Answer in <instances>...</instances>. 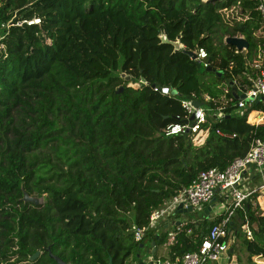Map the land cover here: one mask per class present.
Masks as SVG:
<instances>
[{
	"label": "trees",
	"instance_id": "1",
	"mask_svg": "<svg viewBox=\"0 0 264 264\" xmlns=\"http://www.w3.org/2000/svg\"><path fill=\"white\" fill-rule=\"evenodd\" d=\"M32 18L38 23H27ZM160 34L203 48L208 66ZM226 34L242 36L247 49L216 50L214 36ZM263 65L264 21L254 0H0V264H57L52 255L67 264H136L144 243L156 248L170 230V257L196 250L225 212L186 221L171 212L174 219L153 226L149 215L199 170L223 169L264 133L245 120L264 111V99L241 114L218 100L225 87L236 101L231 86L250 87ZM183 98L226 113L200 145L160 133L183 117ZM23 192L43 201L23 202ZM256 196L227 223V238L245 220L251 229L237 264L264 256ZM216 198L223 199L207 205Z\"/></svg>",
	"mask_w": 264,
	"mask_h": 264
},
{
	"label": "built area",
	"instance_id": "2",
	"mask_svg": "<svg viewBox=\"0 0 264 264\" xmlns=\"http://www.w3.org/2000/svg\"><path fill=\"white\" fill-rule=\"evenodd\" d=\"M254 1L255 9L259 17L264 21V0ZM27 23H38V18H32ZM180 48L188 50L181 44ZM190 51L191 55H189V58L198 61L203 66H208L207 54L203 48L198 47ZM255 65L258 66L257 64ZM136 84L139 87L144 85L143 82H137ZM152 89L158 90L154 85ZM237 89L240 90V93L245 94L244 98H238L234 101L232 97L226 96L227 89L224 87L223 94L218 97V100L223 104L231 103L233 107L241 109V114L259 96L264 97V65L260 69L259 75L253 79L250 87L244 89L237 86ZM161 91L163 93L168 92V90L164 91L163 88ZM205 99L208 102L209 98L205 97ZM192 100L194 99L183 98L180 100L184 110L183 117L166 123L160 131L163 136L188 135L193 144L200 145L208 134L209 126L217 123L226 115L223 112V106L214 108L206 105L203 107V102H200L198 106H194ZM251 113L252 116L249 119ZM191 114H193V118L189 119ZM184 119L187 120L186 123L183 122ZM245 120L249 124L262 125L264 127V111L259 109L252 110L248 113ZM216 133L225 135L218 129H216ZM250 167L256 170L254 176L255 186H245ZM260 192L264 194V133L252 139L247 151L242 156L235 157L223 169L208 167L199 170L188 186L178 190L161 207L152 210L149 215L150 226H153L163 216L174 212L179 203H181V207L190 205L192 209H201L203 212V209L214 199V196L223 198L228 196L231 200L230 208L224 213L219 222L208 229L207 234L199 242L196 250L187 251L173 258L170 257L168 250L174 240L175 233L172 230L168 231L167 240L164 243V254L156 257V264H237L235 256L231 254L233 251L231 244L230 246L228 245V240H231L234 233H230L227 238V223L232 219L235 210L241 207L243 201L250 199L252 194ZM142 231L143 228L135 229L133 232L135 240L140 239ZM243 233L246 238H251V229L246 220L243 224ZM229 249H232V251L229 252ZM253 261L255 264H264V256H253ZM148 263L154 264L151 260L144 262V264Z\"/></svg>",
	"mask_w": 264,
	"mask_h": 264
},
{
	"label": "rangeland",
	"instance_id": "3",
	"mask_svg": "<svg viewBox=\"0 0 264 264\" xmlns=\"http://www.w3.org/2000/svg\"><path fill=\"white\" fill-rule=\"evenodd\" d=\"M226 12H228V11H226ZM225 36H228V35L226 34ZM225 36H222V40H220L218 36H214L213 44H214V48L216 50H219V51L221 50V45H222V43H224ZM236 36H239V35H236ZM253 59H256L254 61V63L259 65L261 62V59H262V55L260 58L259 57H253ZM236 79L239 80L240 78H236ZM206 105L207 104L204 103L203 107H205ZM240 111H241V109L235 108V109H233V111L231 113L240 114ZM252 170H253V168L250 167L249 173H248L249 175L251 174ZM249 184H250V186L251 185L255 186V184H253L252 182H250ZM30 196L37 197L35 195H30ZM257 197L259 200L258 201L259 206L264 211V194H262L261 192L257 193ZM38 200H39V202H42L43 196L38 197ZM230 202H231V200H230V197H228V196L226 198L221 199V200L216 198L215 201L211 205L209 215L211 217H213L219 213L226 212L230 208ZM201 215H202L201 209L193 208L190 212L179 213V215L177 217H175V219L177 221L178 220L179 221H186L188 219L196 220L197 218H200ZM162 219L168 220L170 222L172 219H174V217H172L171 215H165L162 217ZM236 227H237V232L233 234L231 240H228V245L230 246V244H231V246H234V248H235V249L233 248V251L235 250L234 255L237 256L239 260L244 262L246 257H247V252H246V249H244V247L241 246L243 227L239 226V225H237ZM148 249H149V241H146L144 243V247H141L138 250V252L136 253L137 255H139L136 258V264L142 263L144 260L145 261L151 260V261H153L154 264H156V260H157L156 255L155 254L151 255L150 250H148Z\"/></svg>",
	"mask_w": 264,
	"mask_h": 264
},
{
	"label": "water",
	"instance_id": "4",
	"mask_svg": "<svg viewBox=\"0 0 264 264\" xmlns=\"http://www.w3.org/2000/svg\"><path fill=\"white\" fill-rule=\"evenodd\" d=\"M159 39L161 42L163 43H169L173 46V49L174 50H179L180 48V43H179V40H178V37L171 41L169 40L165 34H160L159 36ZM224 44H227L229 46H233L236 50H246L247 47H248V42L247 40H245L242 36H236V35H228V36H225L224 38ZM185 54H187L188 56L191 55V51L190 50H182ZM124 80H128L130 83L134 84V85H137L136 82H134L133 78H130L129 75H125L124 77ZM141 81H143V79H141ZM232 82L230 81V84ZM153 86V84H151V87ZM122 90V87H119L116 92H120ZM163 90H168V88H163ZM237 87L235 86H231V93L232 95H234V98L235 99H238V98H244L245 97V94L244 93H237ZM171 94H175L176 91L175 90H171L170 91ZM263 100L264 97L263 96H259L257 99H255V101H258V100ZM192 103L194 104V106H198L200 104V102L198 100H192ZM193 118V114H191L189 116V119H192ZM184 123L187 122L186 119L183 120ZM22 200L23 202H32L33 204H37L39 203V200H38V197H34V196H30L28 195L26 192H23V197H22ZM211 205H208L206 206V208L203 209V214L204 215H208L210 209H211ZM181 203H179L174 212H177V213H186V212H190L192 210L191 206L188 205L187 207H181ZM177 223V221H176ZM141 246V245H140ZM154 251H155V248L153 247V242H151V248H150V254L153 255L154 254ZM232 249H229V252H231ZM40 253L39 250L35 251L32 255H30L28 257L29 260H32L34 259L38 254ZM139 256V255H137ZM52 257L54 258V260L56 261L57 264H67L66 262H64L63 260H61L59 257L57 256H54L52 255ZM144 264V262H142ZM142 263H139V264H142ZM149 264V263H148Z\"/></svg>",
	"mask_w": 264,
	"mask_h": 264
},
{
	"label": "crops",
	"instance_id": "5",
	"mask_svg": "<svg viewBox=\"0 0 264 264\" xmlns=\"http://www.w3.org/2000/svg\"><path fill=\"white\" fill-rule=\"evenodd\" d=\"M261 63V62H260ZM237 93H239L240 92V90L239 89H237V91H236ZM252 115V113L250 114V116ZM255 173H256V170L255 169H253L252 170V172H251V174L248 176V180H247V182H246V184H245V186H250V182H252L253 184H254V176H255ZM251 180V181H250ZM252 186V185H251ZM257 195V194H256ZM256 201H259L258 200V197L256 198ZM160 219H162V218H160ZM155 255H156V257L157 256H162L163 254H164V243H160V244H158L157 246H156V248H155V253H154ZM233 256H235L234 254H233ZM143 262H146L145 260L143 261Z\"/></svg>",
	"mask_w": 264,
	"mask_h": 264
},
{
	"label": "flooded vegetation",
	"instance_id": "6",
	"mask_svg": "<svg viewBox=\"0 0 264 264\" xmlns=\"http://www.w3.org/2000/svg\"><path fill=\"white\" fill-rule=\"evenodd\" d=\"M213 200V199H212ZM148 250H150V249H148Z\"/></svg>",
	"mask_w": 264,
	"mask_h": 264
}]
</instances>
